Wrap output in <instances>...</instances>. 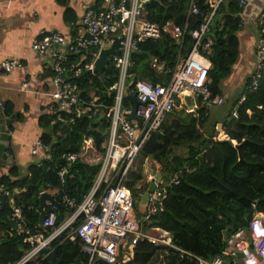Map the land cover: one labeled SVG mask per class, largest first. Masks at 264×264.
Listing matches in <instances>:
<instances>
[{
	"label": "trees",
	"instance_id": "16d2710c",
	"mask_svg": "<svg viewBox=\"0 0 264 264\" xmlns=\"http://www.w3.org/2000/svg\"><path fill=\"white\" fill-rule=\"evenodd\" d=\"M190 1L152 0L148 3L145 9L148 20L159 24L162 29L167 22L182 28L187 24V31L181 47L166 29L162 30L161 38L157 41L139 43L138 50L142 54L134 53L131 57L130 81L137 83L145 80L162 85L170 81L172 74L169 71L174 69L179 55L186 57L193 48L195 40L192 32L200 28L211 12L209 0H194L200 13L189 15ZM229 1L231 13L242 12L232 0ZM218 13L219 8L204 39L206 42L212 38L213 43L208 50H201L212 64L208 84L212 99L223 98L221 84L231 76L238 60L237 34L242 25L239 19L229 15L223 17L220 29L217 25L213 27ZM259 28L264 40V21ZM156 64H163L164 70L157 71ZM117 78L118 71L114 67L113 57H110L102 77L85 73L76 79L82 101L89 103L98 98L97 104L111 105L113 100L108 91ZM250 81L251 78L247 79L242 93L244 100H241L242 95L239 96L220 122L221 131L227 138L219 139L220 132L216 129L205 135L203 129L212 103H206L198 96L197 116L184 111L168 114L140 153L144 158L160 163L163 178L169 180L178 175L180 179L178 185L169 187L164 211L151 217L149 222L142 223L141 227L144 230L159 228L169 233L176 248L205 260L216 257L229 260L224 254L228 239L241 230H247L256 213L264 214V77L254 91L246 88ZM11 107L9 103L4 105L7 117L13 112ZM50 110H56L54 104ZM233 111H236V116ZM61 116L63 121L52 113L39 118L42 129L40 138L50 146L52 159L44 167L31 165L26 175H21L18 168L13 166L7 175L0 178V183L13 192L16 204L22 208L26 227L33 232L42 230L43 219H40L39 213L41 192L54 195L62 204L64 196L74 200L76 205L83 202L94 184L99 165H88L82 159H77L71 164L64 182L60 180L58 171L68 164V155L80 152L85 136H91L97 149L103 151V143L109 132L110 123L106 110L102 108L91 119L85 116L76 118L67 113ZM21 119L19 113L17 120ZM142 178L143 171H132L126 183L137 196L140 191L134 187ZM49 210L48 206L46 211ZM58 211L59 224L66 215L65 207ZM10 212L6 199L0 211V264H15L29 251L24 237L15 233L14 224L8 219ZM82 244L81 239L56 243L51 253L39 255L37 264H86L88 257L82 251ZM163 248L148 240L139 241L132 260L125 264H150ZM164 249L173 250V255L168 258L172 264H195L178 249Z\"/></svg>",
	"mask_w": 264,
	"mask_h": 264
},
{
	"label": "built area",
	"instance_id": "2783aa9c",
	"mask_svg": "<svg viewBox=\"0 0 264 264\" xmlns=\"http://www.w3.org/2000/svg\"><path fill=\"white\" fill-rule=\"evenodd\" d=\"M150 1L152 0H102L100 6L88 9L82 14L81 31L74 38L68 39L60 33L43 29L34 39L32 49L38 55L52 59L53 91L50 96L56 110H49V113L55 114L59 121H63V113L76 118L85 116L91 119L92 116H97L102 108L106 110L110 127L103 143V151L97 149L91 136H85L80 152L68 155V164L58 171L60 180L64 182L71 164L77 159H82L88 165H99L94 184L80 205H76V202L67 196L62 198L66 216L61 223L58 224L59 209L48 204L50 210L46 211V216L41 222L42 230L31 231L26 227L22 208L16 204L13 192L0 183V211L7 199L11 209L8 219L14 224L15 233L22 235L29 245L27 254L15 264H37L39 255L51 253L54 244L76 239L82 240V251L88 257L86 264H125L132 260L135 246L143 240H148L158 247L178 249L196 264H228L219 257L205 260L176 248L170 234L159 228L147 231L141 227L142 223L149 222L151 217L164 211L169 187L180 183L178 175L169 180L163 178L160 163L146 158L149 167L134 187L140 191L138 196L126 186L145 143L174 110L179 96L194 93L201 96L206 103L223 104L222 97L211 98L208 84L212 64L201 51L208 50L213 43L212 38L206 42L204 39L209 33L210 22L216 12L215 1L209 3L211 12L205 17L200 28L192 32L195 40L192 50L186 57L179 55L174 69L169 71L172 74L170 81L162 85L140 80L134 83L132 88L131 57L139 51L138 44L146 40L157 41L161 38L162 30L166 29L181 47L187 31V24L182 28L173 22H167L162 29L159 24L148 20L144 6ZM232 1L242 10L248 4V0ZM188 13H200L194 0L190 1ZM263 21L264 8L257 19L259 24ZM112 47L119 51L118 56L110 55L118 71V78L108 91L113 100L112 104H97L98 98L89 103L82 101L76 79L85 73L96 74L95 61L103 50ZM255 58L251 81L246 86L249 91L257 90L264 77L262 38L257 46ZM22 65L19 58H9L0 63V72H12ZM155 68L161 72L164 65L156 64ZM26 85L24 83L22 86ZM132 93L136 94L139 101L135 114L142 119L141 124L136 120H128L133 104L127 96ZM244 97L242 94V101ZM0 106L4 111L2 102ZM233 114L236 116V111H233ZM32 155L38 167H44L52 159L50 146L41 138L33 145ZM157 174H161L159 184L156 180ZM152 183H156V188L150 193L147 210L139 219L135 203L139 202L140 194L146 192ZM100 189L101 194L97 196ZM43 193L46 192H41V195ZM150 231L157 232L158 235L155 236ZM249 232L250 248L244 246L240 232L228 240V246L244 253L243 264H263L264 217L259 213L251 220Z\"/></svg>",
	"mask_w": 264,
	"mask_h": 264
},
{
	"label": "crops",
	"instance_id": "0c3cea01",
	"mask_svg": "<svg viewBox=\"0 0 264 264\" xmlns=\"http://www.w3.org/2000/svg\"><path fill=\"white\" fill-rule=\"evenodd\" d=\"M101 1L0 0V63L9 58H19L23 64L12 72H0V102L4 105L11 104L13 110L10 117L5 114L4 116L6 119L14 116L13 129L9 128L12 135L9 156L13 157L14 163L8 167H0V178L7 175L13 166L18 168L21 175H26L28 168L36 164L32 147L42 134L39 118L49 113L51 105L55 104L50 96L53 91L52 59L42 57L32 49L34 39L43 29L60 33L68 39L74 38L81 31L82 14L88 9L100 6ZM214 1L217 4L216 10L219 8V13L217 22L214 21L212 24L213 27L217 25L220 29L223 17L233 15L236 18L237 14L231 13L229 0H224L222 4H220L222 0H209V3ZM240 21L242 25L237 34L239 57L233 66L231 76L221 84L224 104L229 102L233 104L242 95L246 81L253 73L256 49L261 39L260 24L257 21ZM24 83L27 84L26 87L22 86ZM198 98V95L194 93L179 96L171 114L176 109H180V111L188 112L187 114L193 113L197 116ZM19 113L22 115L20 121L17 120ZM203 132L207 135L204 129ZM259 214L264 217V214ZM239 232L244 246L250 248L249 229ZM228 247L224 254L229 260L219 258L228 264H243V259L227 251ZM185 258L193 262L188 257L185 256Z\"/></svg>",
	"mask_w": 264,
	"mask_h": 264
},
{
	"label": "water",
	"instance_id": "95a60500",
	"mask_svg": "<svg viewBox=\"0 0 264 264\" xmlns=\"http://www.w3.org/2000/svg\"><path fill=\"white\" fill-rule=\"evenodd\" d=\"M147 5L144 6L146 8ZM264 8V0H248V4L242 10L241 13L236 15V18L239 20H245L247 22H256L258 19L259 14L261 13L262 9ZM135 54H142V52H135ZM148 56L150 54L146 53ZM110 55H119V51L116 50L114 47L110 49L103 50L100 53L99 58L95 61L94 64V72L98 74L100 77L104 75V70L110 61ZM153 59V57H151ZM135 82L132 81L131 85ZM128 100H130L133 104L132 113L128 117V120H136L139 124H141L142 119L137 117L135 112L137 106L139 105V101L137 100V96L135 93L128 94ZM14 123V116L11 119H6L2 108L0 106V167H8L14 163V159L12 156H9V148L12 141V135L10 132V127L13 126ZM221 125V124H220ZM239 149V146H236ZM240 160L242 157L240 156ZM161 179V174H157L156 180L157 184H159ZM156 188V183H152L148 190L144 193L140 194L139 202L135 203V207L138 209V218H141L148 206L149 195L152 193ZM48 204H51L58 209H63L64 206L60 203L56 197L50 193H43L40 196V206H39V213L40 219L42 220L46 216V207ZM236 222V221H235ZM241 225H239V229ZM227 251L231 254H235L236 257L242 259L244 257V253L242 251H236L234 247H228Z\"/></svg>",
	"mask_w": 264,
	"mask_h": 264
},
{
	"label": "rangeland",
	"instance_id": "374dc122",
	"mask_svg": "<svg viewBox=\"0 0 264 264\" xmlns=\"http://www.w3.org/2000/svg\"><path fill=\"white\" fill-rule=\"evenodd\" d=\"M240 92V90H239ZM239 96V95H236ZM211 107L209 108V112H208V120L204 126V131L207 132V134L213 132L214 129H216L215 131L220 132L218 138L223 140L226 137V135L224 134L223 131H221V125L220 122L225 118V116L229 113V111L232 108V104L226 103V104H222V105H218V104H211ZM175 112H181L180 109H176ZM185 112V111H184ZM186 113V112H185ZM188 113V112H187ZM149 159V158H148ZM150 161L152 159H149ZM153 164V163H152ZM151 164V165H152ZM149 167V163H147L146 158H144L142 155L139 156L136 165L134 166V171H143V175L145 174V171L148 169ZM147 230V229H146ZM148 231V230H147ZM151 234L157 236L158 233L157 232H152L150 231ZM173 250L172 252L169 249H162V251L159 253V255L156 257L155 260H153L151 263L152 264H172L168 258L170 256L173 255Z\"/></svg>",
	"mask_w": 264,
	"mask_h": 264
},
{
	"label": "clouds",
	"instance_id": "9594fccd",
	"mask_svg": "<svg viewBox=\"0 0 264 264\" xmlns=\"http://www.w3.org/2000/svg\"><path fill=\"white\" fill-rule=\"evenodd\" d=\"M249 229V228H248Z\"/></svg>",
	"mask_w": 264,
	"mask_h": 264
}]
</instances>
